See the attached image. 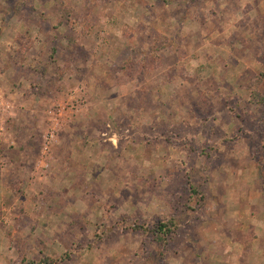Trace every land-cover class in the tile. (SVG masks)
I'll use <instances>...</instances> for the list:
<instances>
[{
	"label": "rangeland",
	"instance_id": "1",
	"mask_svg": "<svg viewBox=\"0 0 264 264\" xmlns=\"http://www.w3.org/2000/svg\"><path fill=\"white\" fill-rule=\"evenodd\" d=\"M0 48V264H264V0H0Z\"/></svg>",
	"mask_w": 264,
	"mask_h": 264
},
{
	"label": "crops",
	"instance_id": "2",
	"mask_svg": "<svg viewBox=\"0 0 264 264\" xmlns=\"http://www.w3.org/2000/svg\"><path fill=\"white\" fill-rule=\"evenodd\" d=\"M243 5H247V4H243ZM242 10V9H241ZM10 30L11 29H9V31L8 32H10ZM15 33V32H14ZM3 36H5L4 34H3ZM33 48V47H32ZM32 48H31V50H30V52L32 51ZM0 49H2V48H0ZM1 52V51H0ZM5 52V50L4 49H2V54ZM6 53V52H5ZM2 56V55H1ZM3 56H4V54H3ZM7 56V55H6ZM16 60H14V59H10V60H1L0 61V70H2L1 72H0V74H2V77L6 74L4 71L6 70V68L7 69H9V71H8V76L10 77V70H12V68H14V66H15V62ZM26 62V61H25ZM13 77H14V75H13ZM11 78V77H10ZM4 95V93L2 92V91H0V99H2V100H4V99H9L10 97H11V99L12 100H14V98H16V94H15V92H11L10 91V93H7V95L5 96H3ZM10 99V100H11ZM2 100H0V101H2ZM12 112H15V114H14V116L15 115H17V113L18 112H20V114H21V116H22V112L20 111V110H14V111H12ZM19 122H21L22 123V121H19ZM9 160V162L8 163H11V159H8ZM3 161V162H2ZM7 160H2V159H0V166H1V168H0V181H2L3 180V178L5 177V176H3L4 175V173H6V171L4 172V168L3 167H5V162H6ZM31 162H20L18 165L19 166H23V168L24 169H26V174H27V172H31L32 171V166H31V164H30ZM2 165H4L3 167H2ZM17 165V166H18ZM18 166V167H19ZM15 168V167H14ZM13 168V169H14ZM17 168V167H16ZM15 168V169H16ZM8 169V168H7ZM18 169V168H17ZM29 169V170H28ZM11 170V169H10ZM9 171V170H8ZM17 172V174H18V176L16 177V179H21L24 175L26 176V174L24 173L23 174V172H22V170L21 169H18V170H13V171H10L9 173L10 174H7V176L8 175H11L13 172ZM4 172V173H3ZM10 190V189H9ZM15 192H17V191H15ZM10 194L12 195V197H13V199L17 202L18 200V202H22V196H23V194L25 195L26 194V192H24V193H19V192H17V193H15V194H13V193H11V190H10ZM17 199H16V198ZM10 201V200H9ZM16 202H15V204H16ZM3 203H4V201H3ZM15 204L14 205H12V204H10V205H8V206H10L9 207V211H13V210H15V208H16V206H15ZM23 208H24V206H22ZM21 209V206H19L18 207V210H20ZM264 213V212H263ZM262 217H264L263 215H262ZM255 223L257 224V222L255 221ZM262 244L264 245V241H262ZM264 255V253H260V255ZM260 260H264V258H260ZM261 264V263H260Z\"/></svg>",
	"mask_w": 264,
	"mask_h": 264
},
{
	"label": "trees",
	"instance_id": "3",
	"mask_svg": "<svg viewBox=\"0 0 264 264\" xmlns=\"http://www.w3.org/2000/svg\"><path fill=\"white\" fill-rule=\"evenodd\" d=\"M192 193L196 194L197 191L195 189H192ZM177 229V224L175 221H173L172 219L167 220L166 222H160L155 230V234L158 237V240H162L164 241L167 237L171 236L172 234H174V232ZM144 232H146L147 230L144 229ZM41 264H48V262L46 263V260H43L41 262Z\"/></svg>",
	"mask_w": 264,
	"mask_h": 264
}]
</instances>
